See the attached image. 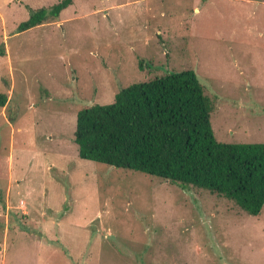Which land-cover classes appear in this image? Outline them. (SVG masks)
<instances>
[{"label":"rangeland","instance_id":"rangeland-1","mask_svg":"<svg viewBox=\"0 0 264 264\" xmlns=\"http://www.w3.org/2000/svg\"><path fill=\"white\" fill-rule=\"evenodd\" d=\"M57 1L0 0V264H264V204L251 215L74 142L80 109L191 69L216 139L264 143V0H73L18 31Z\"/></svg>","mask_w":264,"mask_h":264},{"label":"trees","instance_id":"trees-1","mask_svg":"<svg viewBox=\"0 0 264 264\" xmlns=\"http://www.w3.org/2000/svg\"><path fill=\"white\" fill-rule=\"evenodd\" d=\"M73 0L30 8L17 28L56 21ZM7 94L0 92V107ZM213 102L191 69L167 72L121 88L107 104L76 115L78 156L191 184L257 215L264 204V143L216 139Z\"/></svg>","mask_w":264,"mask_h":264},{"label":"crops","instance_id":"crops-1","mask_svg":"<svg viewBox=\"0 0 264 264\" xmlns=\"http://www.w3.org/2000/svg\"><path fill=\"white\" fill-rule=\"evenodd\" d=\"M20 201H21V199L19 200V202H20ZM22 202H23V203H21L20 205H23V204H24V201H23V200H22ZM4 205H5V204H4ZM6 205H8V204H7V201H6ZM20 207H21V206H20ZM22 207H23V206H22ZM26 212H27V210L24 209V210H23V213H26Z\"/></svg>","mask_w":264,"mask_h":264},{"label":"built area","instance_id":"built-area-1","mask_svg":"<svg viewBox=\"0 0 264 264\" xmlns=\"http://www.w3.org/2000/svg\"><path fill=\"white\" fill-rule=\"evenodd\" d=\"M20 203H23L22 200L20 201Z\"/></svg>","mask_w":264,"mask_h":264}]
</instances>
